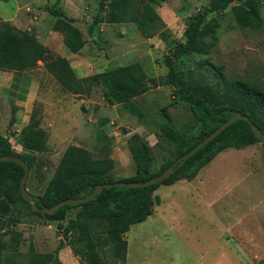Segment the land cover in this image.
Returning a JSON list of instances; mask_svg holds the SVG:
<instances>
[{
    "label": "rangeland",
    "instance_id": "obj_1",
    "mask_svg": "<svg viewBox=\"0 0 264 264\" xmlns=\"http://www.w3.org/2000/svg\"><path fill=\"white\" fill-rule=\"evenodd\" d=\"M100 1L0 0V21L32 32L53 57L67 58L78 77L138 62L149 85L147 91L132 98L143 112L140 117L122 103L108 104L98 86L82 96L65 90L41 60L29 69H0V134L10 135L15 151L34 157L25 188L35 197L43 192L70 144H81L95 157L109 154L118 179L136 172L128 149L132 134L138 133L150 143L154 155L151 170L155 172L169 157L156 136L161 122L167 121L184 135L199 130L188 103L181 101L174 87L162 78L168 72L165 55L175 41L182 40L191 16L208 0L163 1L156 7L162 27L150 37L143 36L135 22H99L93 33H88ZM51 8L60 9L65 15L62 19L73 20L84 39L79 51L72 52L64 44L62 33L55 28L58 16ZM260 15L262 25L251 28L238 24L230 6L211 13L219 22L217 44L207 55L188 53L174 60L175 70L202 86L221 89L224 76L229 81L255 82L264 89V2ZM205 57L209 64L202 65L200 60ZM30 113L48 134L41 152L21 147L20 131ZM202 175L209 179L198 190L200 197H180L179 215L167 205L165 185L153 192L159 197L153 214L131 225L123 235L127 242L124 261L105 242L104 225L91 221L100 256L107 264H264L262 144L224 149ZM27 203L10 202L0 195V264H81L62 235L77 208L68 210L63 220H51L28 212ZM169 211L171 215H167ZM59 243L61 248L56 251Z\"/></svg>",
    "mask_w": 264,
    "mask_h": 264
},
{
    "label": "trees",
    "instance_id": "obj_2",
    "mask_svg": "<svg viewBox=\"0 0 264 264\" xmlns=\"http://www.w3.org/2000/svg\"><path fill=\"white\" fill-rule=\"evenodd\" d=\"M165 0H101L99 10L87 31L92 34L99 22L122 23L135 22L139 32L150 37L162 27V20L156 7ZM264 0H208V3L191 16L182 33V40L175 41L165 55L164 63L168 72L163 82L174 87L176 95L188 103L195 121L199 124L196 134L184 135L167 121L160 123L158 140L166 146L169 157L157 171L151 170L154 155L150 143L144 136L134 133L128 140V149L136 168L134 175L115 178L114 160L107 154L95 157L86 148L68 145L43 192L36 196L38 206L51 207L57 202L75 197H84L91 193L97 184L123 181H144L164 171L176 158L189 151L199 140L208 135L231 115H247L264 134V89L255 82L244 80L229 81L222 77L224 85L202 86L186 80L182 72L174 68V60L188 53L207 55L218 42L219 22L210 16L231 7L238 24L242 27L256 28L262 25L260 4ZM58 16L55 28L63 35V42L72 51H79L84 39L80 31L72 24V19H62L64 13L51 8ZM41 60L47 71L67 91L78 95H89L93 87L101 89L102 98L108 104L122 103L131 113L143 117V112L132 98L148 90L147 78L142 65L131 62L122 66L104 70L85 77H78L67 58L53 57L48 49L35 38L32 32L15 28L7 21H0V69L24 70ZM200 63L209 64L207 57ZM220 70V67H216ZM156 85V79H151ZM27 116V123L21 129V147L41 152L46 148L48 134L33 117ZM260 142L254 135L249 123L236 119L209 142L200 147L178 166L167 178L141 187H104L91 200L77 206L63 205L54 213L46 214L33 211L27 203L30 213L45 216L51 220H63L68 210L77 208L75 218L69 220L62 229L67 244L79 257L81 264H107L97 251V241L91 228V221H100L107 234L106 243L111 244L114 254L124 261L127 242L124 233L131 225L144 221L153 214L158 195L153 192L160 185H169L186 178L191 179L205 164L210 162L222 150L241 148ZM0 155H15L31 166L33 156L15 151L10 135L0 134ZM22 166L15 161H0V195L10 202L25 201L20 195L19 181L23 175ZM102 244L104 241H100ZM3 244L0 241V251ZM61 248V243L56 251Z\"/></svg>",
    "mask_w": 264,
    "mask_h": 264
},
{
    "label": "water",
    "instance_id": "obj_3",
    "mask_svg": "<svg viewBox=\"0 0 264 264\" xmlns=\"http://www.w3.org/2000/svg\"><path fill=\"white\" fill-rule=\"evenodd\" d=\"M236 119H243L246 120L250 128L252 129L254 135L259 139L260 143L262 144L264 148V134L261 132V130L252 122V120L245 114L236 113L231 115L229 118H227L225 121H223L219 126H217L215 129H213L208 135H206L204 138L199 140L189 151L182 154L178 158H176L164 171L161 173L154 175L144 181H123V180H116L113 182H105L102 184H97L93 191L89 193L88 195L84 197H75V198H67L63 199L56 204H54L51 207L46 206H38L36 204V197L29 193L27 189L25 188V181L28 177L29 173V166L27 163L21 159L20 157H17L15 155H0V161H15L19 163L24 172L22 177L19 181V187H20V195L21 197L27 201L30 205L33 211H38L41 213L51 214L54 213L59 207L63 205H71V206H77L84 202H87L91 199H93L102 188L106 187H117V186H124V187H141L153 184L158 181H162L165 178H167L178 166H180L189 156H191L194 152H196L200 147H202L204 144L209 142L213 137H215L219 132L224 130L228 125H230L234 120Z\"/></svg>",
    "mask_w": 264,
    "mask_h": 264
},
{
    "label": "crops",
    "instance_id": "obj_4",
    "mask_svg": "<svg viewBox=\"0 0 264 264\" xmlns=\"http://www.w3.org/2000/svg\"><path fill=\"white\" fill-rule=\"evenodd\" d=\"M120 66H122V65H120ZM47 139H48V137H47ZM76 145L81 147V144H76ZM221 152H219V153H221ZM211 161L208 162L207 164H205L203 167H201V169L197 172V174L194 177H192L191 179L182 178V179H179V180L175 181L172 184H169V185H165L164 186V187H166L165 188V193H166V197L168 198L167 205L169 206V209L170 210L177 211V201H178V199L180 197H185L186 198V197H188V195H190V196L196 195L197 198L200 197V195L198 193V190L201 188L202 185H206L207 179H209V177H207V178L203 177L202 170H204V168H206V166H208V164H210ZM180 192H182V196H180ZM178 213L179 212L177 211V214ZM171 214H172V211L167 212V215H171ZM193 228H195V227H193ZM190 230L191 229H188V231H190ZM185 239L187 241L190 240V236H187ZM188 244L189 243H187V245Z\"/></svg>",
    "mask_w": 264,
    "mask_h": 264
}]
</instances>
